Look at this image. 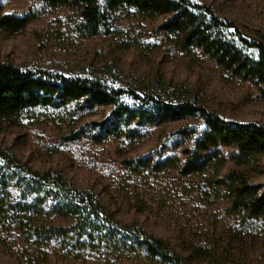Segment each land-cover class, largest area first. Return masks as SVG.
I'll use <instances>...</instances> for the list:
<instances>
[{"label": "trees", "instance_id": "1", "mask_svg": "<svg viewBox=\"0 0 264 264\" xmlns=\"http://www.w3.org/2000/svg\"><path fill=\"white\" fill-rule=\"evenodd\" d=\"M75 1L83 7L86 29L102 26L104 15L98 0H47L51 6ZM103 1L108 9L124 6L163 16L164 30L175 37L181 51L190 54L198 48L222 68L252 82L264 98V43L249 39L237 24L207 4ZM31 20L30 16L5 14L0 4V29L21 33ZM39 109H66L83 118L101 110L98 120L71 130L65 140L85 139L94 144L112 140L120 144L118 149L148 137L160 125L200 121L204 129L199 136H193V126L169 134L170 146L161 143L151 154L129 157L123 161L125 167L134 173L174 170L181 176H210L209 182L224 197L226 214L240 220L233 243H250V222H264V183H253L248 173L264 174L259 161L264 157V125L226 120L193 101L140 94L98 75L72 76L0 63V121L17 123ZM222 148L229 149L227 156ZM174 149H181L184 159L164 156ZM228 163L232 165L226 168ZM132 208L146 209L141 200ZM15 234L10 249L20 264H184L165 240L136 224L117 220L94 193L75 187L56 171H35L7 148H0V239ZM206 237L211 235L206 233ZM216 244L188 243L186 250L199 264H220L224 257L219 256L220 245Z\"/></svg>", "mask_w": 264, "mask_h": 264}, {"label": "rangeland", "instance_id": "2", "mask_svg": "<svg viewBox=\"0 0 264 264\" xmlns=\"http://www.w3.org/2000/svg\"><path fill=\"white\" fill-rule=\"evenodd\" d=\"M193 1L207 4L237 24L249 39L264 43V0ZM98 3L104 15L102 26L88 30L83 7L76 1L51 6L47 0H0L5 14L32 17L21 33L0 29V63L72 76L98 75L140 94L193 101L226 120L264 125V98L258 88L198 48L190 54L181 51L175 37L164 30L163 16L124 6L108 9L103 0ZM101 115V110L83 118L66 109H39L17 123L0 121V148H7L35 171H56L75 187L94 193L117 220L136 224L165 240L184 264H199L187 252L188 243L212 246L216 241L218 254L224 257L220 264H264V222H250V243H233L240 220L226 214L224 197L209 182L210 176H181L174 170L134 173L123 163L129 157L151 154L161 143L170 146L169 134L186 127H195L193 136H199L204 129L200 121L160 125L148 137L123 149L112 140L101 144L65 140L71 130ZM221 150L228 155V148ZM168 155L184 159L181 149L164 156ZM259 161L264 171V157ZM248 173L253 183H264V174L256 177ZM140 200L144 212L132 208ZM14 238L16 234L0 239V264H20L11 255Z\"/></svg>", "mask_w": 264, "mask_h": 264}]
</instances>
